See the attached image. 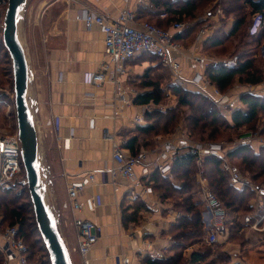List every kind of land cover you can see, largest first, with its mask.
<instances>
[{
	"label": "crops",
	"instance_id": "crops-1",
	"mask_svg": "<svg viewBox=\"0 0 264 264\" xmlns=\"http://www.w3.org/2000/svg\"><path fill=\"white\" fill-rule=\"evenodd\" d=\"M221 1L222 5H219ZM223 3L224 0L213 2L215 7L218 5V10L209 14L213 9L208 8L190 23L189 29L175 36V41L181 48L178 61L182 75L188 80L196 75H206L208 68L225 66L232 60L226 56H211L205 48L210 39L229 34L236 23L235 15H229ZM127 7L135 13L138 21L158 17L157 20L163 26L166 25L164 21L167 15L156 0H130L128 3L124 0H28L18 23L19 37L30 63L29 92L33 85L36 95L35 125L45 175L44 196L57 220L73 264H118V258L125 255L130 256L135 263H140L146 256L154 259L168 258L165 253L171 245L168 237H161L162 232L167 231L168 226L177 223L181 217V213L164 206L167 203L151 189V182H148L150 178H141L140 186H136V183L122 178L111 183L110 177L105 173L112 167L113 144H119L131 154L125 147L126 142L138 136L137 127L149 125L142 109L146 105L133 104L125 108L120 117L115 118L112 111L114 87L105 84L96 88L85 84V73L97 71L108 58L105 55V35L102 29H85L76 20V15L80 10L88 8L116 20ZM158 14H161V19ZM252 18L253 16L248 27ZM144 55L152 54H143L139 58ZM133 61L127 64L126 81L130 63ZM238 82L240 83L237 79L226 92L232 100L237 99L239 103L241 96L247 94L249 88L256 89V93L249 91L250 94L264 96L263 85L253 86ZM186 89L192 90L191 87ZM144 92H139L138 95ZM242 108L244 107L237 105L235 110ZM235 110L230 111V119ZM141 115L144 122L137 123L135 119ZM49 120L55 121L56 132L47 126ZM106 132L113 139H105ZM67 138L71 139L68 150L63 144V140ZM250 144L256 153L263 149L259 143ZM88 173L97 174L98 184L89 187L80 195V201L85 206L80 215L95 223L98 241L83 258L73 252L78 245L75 215L64 210L62 205L67 201L70 181ZM254 187L251 189L257 193V197L251 202V206L254 208L252 215L256 217L264 213V191L257 192ZM94 198L97 206H94ZM136 202L145 206L139 213L138 223L141 224L125 227L123 210L129 208V212H132ZM240 221L242 222V217ZM247 228L251 229L245 226ZM252 232L264 233L254 230ZM228 236L229 231L219 238V244L224 245L227 252L232 251L231 255L240 254L228 242ZM4 244L0 236V245ZM175 244L173 239V246ZM198 248V245L190 247L184 254L189 258ZM238 262L245 264L240 258L232 256V264Z\"/></svg>",
	"mask_w": 264,
	"mask_h": 264
},
{
	"label": "trees",
	"instance_id": "trees-1",
	"mask_svg": "<svg viewBox=\"0 0 264 264\" xmlns=\"http://www.w3.org/2000/svg\"><path fill=\"white\" fill-rule=\"evenodd\" d=\"M216 0H156L157 4H161L167 15L163 26V23L158 21V25L155 26L168 30L172 27L173 23L177 21L184 22L185 20H194L197 15L203 13L205 9L215 2ZM232 4H231V3ZM226 5L227 13L234 14L236 23L233 26L232 31L229 34H221L208 41L206 51L212 53L210 50L223 49V47L232 39L235 38L242 30L247 27V37L249 38L248 22L251 16L255 14H262L264 17V0H224L223 5ZM217 10V7L213 8L209 14H213ZM163 14V13H162ZM157 16H161L158 14ZM152 19H158L154 17ZM148 22V21H145ZM251 22V21H250ZM150 23V22H149ZM264 36V28L260 35L252 38L259 41ZM256 41V42H257ZM261 43V41L259 42ZM258 43V45H259ZM0 41L2 50L6 51L5 46ZM7 52V51H6ZM221 56L226 52L219 53ZM237 64L235 67L230 68L225 66H217L208 68L206 76L217 89L222 93H226L235 81L238 79L242 83L250 85H258L263 81L262 70L257 67V59L255 55L252 57L237 56ZM145 91L137 95L134 99L136 105H160L163 102L162 94L159 89V85L149 82L144 85ZM173 94L177 97L178 105L173 108L172 117L167 120L162 127V123L166 119L156 117L152 114H147L145 117L147 121L153 120L156 123H150L146 126L137 127L138 136L129 139L125 147L131 152L133 156L138 155L142 150L147 147L146 144L150 141L142 142L141 138H146L151 135H158L162 132L167 133L168 130L175 129L179 122L181 107H188L191 111V115L187 118V123L190 130H196L193 134L190 132V138L198 142H209L210 139L218 137L222 130L234 129L240 130L254 125L259 121L261 115H264V96H256L251 94H244L240 98V102L244 107V110L238 109L232 113L231 121L221 115L219 109L202 94L190 89H183L179 86L173 87ZM1 113V104H0ZM160 115V114H158ZM169 116V115H162ZM153 117V118H152ZM208 131V137L210 139H203L202 133ZM200 132V133H199ZM200 137L196 139L197 137ZM143 148V149H142ZM230 160H240L239 167L235 165L237 170L244 171L250 175V182L252 185L259 187L264 185V149L259 153L253 151L248 144H243L233 149L228 153ZM197 157L188 153L180 155L174 164V169L170 176H162L158 172H154L148 182H151V189L156 192H160L161 200L167 201L176 198L174 201L175 211L181 213V217L172 225L173 239L176 244L173 246L168 258L154 259L151 257H144L141 259V264H232L230 253H225L222 248L224 245L217 244L211 246H217L220 250L214 258L211 251L212 248L201 251L198 250L187 257L184 256V252L205 239V230L202 221V211L199 209V205L194 201V191L197 187L196 184V171L195 165H197ZM204 167L212 168L214 174L203 173L206 180H209V191L215 195L224 205L227 210L228 218L225 222V227L229 231L228 242L239 241L245 245L243 238V230L245 225L242 224L240 218L247 214L254 213V208L251 206V200L255 198V191L250 187H246L243 191L238 192L230 186L228 175L223 172L221 166L222 161L217 157H206L202 160ZM198 166V165H197ZM207 180V181H208ZM26 189L20 194L14 193L12 190L0 189V226L7 225V227H17L19 234L23 238L24 242L30 249L31 260L41 261L50 264L48 253L44 242L41 238L34 207L29 193ZM26 201V203H22ZM144 204L140 202L135 203V207L132 212H129V208L123 210V224L125 227L130 224H138L139 213L144 210ZM176 234V235H175ZM188 240L190 245L185 242ZM247 242V241H246ZM43 253L44 256H38L39 253ZM245 252V251H244ZM212 255V256H211ZM210 260V261H209ZM209 261V262H208ZM208 262V263H207ZM0 264H4V256L0 251ZM239 264V263H238ZM241 264V263H240Z\"/></svg>",
	"mask_w": 264,
	"mask_h": 264
},
{
	"label": "built area",
	"instance_id": "built-area-1",
	"mask_svg": "<svg viewBox=\"0 0 264 264\" xmlns=\"http://www.w3.org/2000/svg\"><path fill=\"white\" fill-rule=\"evenodd\" d=\"M99 1V0H96ZM128 3L130 0H124ZM9 0H0V11L6 12ZM164 16V15H163ZM76 20L81 22L85 29L94 27L102 29L105 39V55L108 61L103 63L97 71L88 72L84 75L86 85L92 87H102L110 84L114 87L115 96L112 103L114 117H120L125 108L134 104V97L137 92L126 84L125 77L128 74L127 64L143 54L156 56L167 68L170 69L174 82L181 87H191L199 92L219 108L237 109L238 101L232 100L226 94L211 84L206 75H196L188 80L183 77L181 64L178 61L180 45L176 43L175 36L185 32L187 26L182 21L173 23L168 30L159 28L154 24L145 21H138L135 13L128 7L124 9L118 19L112 20L104 14L95 12L92 9L84 8L76 15ZM264 28V17L262 14H255L249 26V36L255 38L260 35ZM237 64V59L228 61L225 65L233 68ZM137 123H143V115L136 117ZM47 126L56 132V123L53 120L47 122ZM105 139H113L108 132L104 134ZM250 137H245L242 144H250ZM70 138L64 139L63 144L66 150L70 147ZM264 146L263 144L261 145ZM182 149L186 153L197 157L198 161L206 157H217L222 160V169L229 176V184L238 192L246 187H253L248 178L243 177L240 172L227 160L230 150L223 145L191 144L184 139L178 142H167L158 152H140L133 156L114 143L112 147V167L106 170L111 183H115L119 178L136 183L140 186L141 178L149 179L154 172L162 176H168L174 167L177 158L182 155ZM24 173L22 175L21 173ZM97 174L88 173L72 179L67 189V201L62 207L66 211L74 213V226L78 231V245L73 252L85 258L97 244V227L91 220L82 217L85 206L80 201V195L89 187L96 185ZM28 188V180L22 162V148L18 135L6 139H0V189L17 190ZM257 192L264 189L254 187ZM203 192L205 201V216L202 219L205 227V241L209 245L219 242L221 236H225L227 228L225 222L228 213L223 203L213 194L203 182ZM98 198V197H97ZM94 206L96 198L93 199ZM202 216V217H203ZM242 224L249 226L254 231H264V213L253 217L247 214L242 218ZM0 236L5 244L0 245V251L4 256V264H45L44 262H34L30 257V249L19 234L17 227H7ZM47 264V263H46ZM51 264V263H50ZM118 264H140L135 263L128 256L118 258Z\"/></svg>",
	"mask_w": 264,
	"mask_h": 264
},
{
	"label": "rangeland",
	"instance_id": "rangeland-1",
	"mask_svg": "<svg viewBox=\"0 0 264 264\" xmlns=\"http://www.w3.org/2000/svg\"><path fill=\"white\" fill-rule=\"evenodd\" d=\"M222 2H219L218 4L222 5ZM218 6V5H217ZM216 6V7H217ZM215 8V6L210 4L205 11L209 8ZM218 10V7H217ZM5 14L6 12L0 11V41L3 43V28H4V19H5ZM203 13L197 15L200 16ZM161 19V17L159 16ZM197 18V17H196ZM148 22L157 24L158 20L157 19H152L148 18ZM191 22L193 20H185L184 23L187 26V29L191 27ZM158 25V24H157ZM248 25V24H247ZM256 39H250L247 37V27H245L240 34H238L235 38H232L224 47L223 49H214L210 50L212 51L211 56L214 57H220L222 52H226L223 56L235 59L237 56H243V57H252L255 55V58L257 59L256 65L259 67L260 70H262V78L263 81L258 84V86H264V36L262 39L257 41ZM261 41V43H259ZM259 43V45H258ZM4 45V44H3ZM6 49V48H5ZM7 51V49H6ZM2 50V47L0 46V104H1V113H0V139H6L10 137H15L18 134V129H17V117H16V108H15V95H14V76H13V67H12V61L11 58L8 54V51L6 52ZM29 63V62H28ZM30 64V63H29ZM153 82L157 85H159V89L162 94L163 102L160 105H155V104H150L144 106L143 113L145 112V116L147 114H152L153 117L154 115L156 117H160L164 120L162 123V127H164V124L166 123L167 120H170L173 115L171 110L173 111V108H176L178 105V100L177 97L173 94V87L174 86H179L174 82L173 75L170 71L169 68H167L162 62H160L156 57L150 56V55H144L142 57H138V59L134 60L133 62L130 63V68H129V77L127 78L126 85L129 86L131 89L137 92V95L139 92L143 91H148L149 89L144 88V85L146 83ZM239 83V82H238ZM239 84H243L240 82ZM237 85V84H236ZM181 87V86H179ZM183 89H186L185 87H182ZM261 88V87H259ZM256 89H251L249 88L250 92L256 93L254 91ZM249 91L247 92L248 94ZM264 91V90H263ZM196 92V91H195ZM260 92V91H259ZM199 93V92H198ZM258 93V91H257ZM226 94V93H223ZM227 95V94H226ZM253 95V94H251ZM263 95V94H262ZM204 96V95H203ZM228 96V95H227ZM29 97L31 100L35 101L36 100V95L34 91L33 85L31 86V90L29 92ZM205 97V96H204ZM135 98V97H134ZM207 98V97H206ZM208 99V98H207ZM210 100V99H208ZM211 101V100H210ZM219 110L222 116L227 118L229 121L230 119V111L235 110V109H224V108H219L213 101H211ZM239 107H243L241 102L238 103ZM180 109V117H179V122L175 129L173 130L170 129L168 130L167 133L162 132L158 135H151L149 137L141 138L142 142L150 141L148 144H146L145 150H142L147 153H152V152H158L161 150L162 146L167 143V142H177V140L184 139L188 141L191 144H202L204 146H208L210 144H218V145H223L224 148L232 151L233 149H236L240 145H243V139L245 137H250L249 139L252 141V143L256 144H263L264 145V115H261L259 118V121H257L256 124L251 125L247 128H242L240 130H234V129H225L222 130L220 135L218 137H215L214 139H210L208 137V131H204L202 133L203 139L207 140L210 139L212 141L209 142H198L194 141L190 138V132L193 134L194 132L196 133V130H190L189 125L187 123V118L191 115V111L189 110L188 107H181ZM244 108H242L243 110ZM160 114V115H158ZM162 115H169L167 117L162 116ZM152 117V118H153ZM146 118V117H145ZM156 119V118H155ZM153 118L150 122L148 123H156ZM147 120V119H146ZM200 133V132H199ZM198 138V136H196ZM249 147H251V144H248ZM264 149V146H263ZM262 150V149H261ZM254 151V150H253ZM181 153H186V149H182ZM227 160L229 161V164L234 166L235 165L239 167L240 160H230L227 155ZM222 161V160H221ZM223 163V162H222ZM198 165V166H197ZM197 165H195V170L196 171V184L197 187L194 191L193 198L194 201L198 203L199 209L202 211V216L205 214V201H204V192H203V182L205 183L206 187L209 188V180L207 181L206 178L203 176V173L206 171V174H214V171L212 168L209 167H204L201 161H197ZM222 168V166H221ZM240 168V167H239ZM174 168H172L170 174L171 175L172 171ZM223 170V169H222ZM239 171V170H238ZM224 172V171H223ZM240 172V171H239ZM26 173V172H25ZM24 175V173H21ZM240 174L245 177L250 179V175L244 171H241ZM228 175V174H227ZM229 176V175H228ZM229 180V177H228ZM256 187V186H255ZM261 189H264V185L259 186ZM24 189H17L15 190L14 193L20 194L23 192ZM27 192L29 193L28 188H26ZM25 190V191H26ZM14 191V190H12ZM156 192V191H155ZM159 196L161 195L160 192H156ZM30 195V194H29ZM257 197V193H255V198ZM251 200V202L254 201ZM176 202V198L170 199L167 201H164V206H168L170 210H175L173 202ZM250 202V203H251ZM23 204L26 203V201L22 202ZM1 214V213H0ZM1 216V215H0ZM205 216V215H204ZM202 217V219L204 218ZM244 215L242 216V218ZM2 217H0V220ZM141 224V223H138ZM244 225V224H243ZM203 227H205L204 221H203ZM7 228V225L0 226V232L4 231ZM243 238L245 240V245L239 242L235 241L232 242V245L235 246L234 248L237 251H240V254L236 255H231L238 257L241 259L242 262L245 264H264V233H256L252 232L253 230L251 229H245L243 230ZM176 235V234H175ZM163 238L168 237L169 242L171 247L169 246L167 252L165 253L167 256H169L171 250L173 249V230L172 226L169 225L167 228V231L162 232ZM247 241V242H246ZM187 245H190V242L186 240L185 242ZM199 250L201 251H206L210 248H212V255L214 258L216 253L220 251L217 246H211L206 243L205 239H203L202 242L198 244ZM257 246V247H256ZM253 247V248H252ZM190 248V247H189ZM222 251L225 253H231L227 252L225 248H222ZM245 251V252H244ZM47 253V251H46ZM71 253H73L71 251ZM184 253H187L185 251ZM211 255V256H212ZM38 256H44L43 253H39ZM186 257V255L184 254ZM49 258V256H48ZM188 259V258H187ZM36 260V259H35ZM34 262H38L35 261ZM232 260V258H231ZM210 261V260H209ZM208 261V262H209ZM207 262V263H208ZM239 263V262H238ZM46 264V263H45ZM240 264V263H239Z\"/></svg>",
	"mask_w": 264,
	"mask_h": 264
},
{
	"label": "water",
	"instance_id": "water-1",
	"mask_svg": "<svg viewBox=\"0 0 264 264\" xmlns=\"http://www.w3.org/2000/svg\"><path fill=\"white\" fill-rule=\"evenodd\" d=\"M28 0H9L3 28V43L12 61L18 138L36 223L51 264H73L71 254L46 203L44 169L35 125V103L29 97L30 67L20 40L18 23Z\"/></svg>",
	"mask_w": 264,
	"mask_h": 264
}]
</instances>
